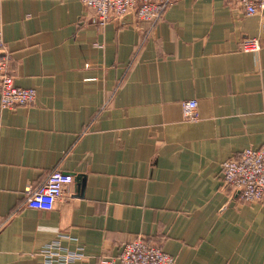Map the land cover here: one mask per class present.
I'll use <instances>...</instances> for the list:
<instances>
[{
	"label": "crops",
	"instance_id": "0c3cea01",
	"mask_svg": "<svg viewBox=\"0 0 264 264\" xmlns=\"http://www.w3.org/2000/svg\"><path fill=\"white\" fill-rule=\"evenodd\" d=\"M0 17L15 85L37 94L0 100V264H100L138 239L175 264H264V202L221 177L264 147V13L176 0L154 24H102L79 0H0ZM55 170L73 183L52 211L28 208Z\"/></svg>",
	"mask_w": 264,
	"mask_h": 264
},
{
	"label": "built area",
	"instance_id": "2783aa9c",
	"mask_svg": "<svg viewBox=\"0 0 264 264\" xmlns=\"http://www.w3.org/2000/svg\"><path fill=\"white\" fill-rule=\"evenodd\" d=\"M87 8L95 10L98 20L108 23L120 20L129 13H134L138 20L154 24L160 20L167 8L176 0H79ZM247 16L264 13V0H240ZM258 38H247L242 41L244 52L260 50ZM34 89L20 88L8 69V56L3 40V20L0 17V100L4 110L16 107L31 106L36 101ZM186 121L198 119L197 101L189 100L182 104ZM222 183L232 189L233 194L242 204L254 205L264 202V147L246 149L236 160L222 163ZM73 183V176L59 170L51 172L45 183L34 191H29L26 205L38 211H52L66 188ZM50 246L47 250L56 249ZM59 249V248H58ZM59 255L58 253H56ZM68 264L79 259L78 253L60 255ZM175 264L174 259L159 247L148 244L142 239L124 245L117 258L103 259L100 264Z\"/></svg>",
	"mask_w": 264,
	"mask_h": 264
}]
</instances>
